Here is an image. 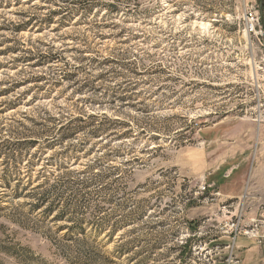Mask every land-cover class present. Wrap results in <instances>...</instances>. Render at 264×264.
Returning <instances> with one entry per match:
<instances>
[{
  "label": "rangeland",
  "instance_id": "1",
  "mask_svg": "<svg viewBox=\"0 0 264 264\" xmlns=\"http://www.w3.org/2000/svg\"><path fill=\"white\" fill-rule=\"evenodd\" d=\"M253 7L0 0V264H264Z\"/></svg>",
  "mask_w": 264,
  "mask_h": 264
},
{
  "label": "crops",
  "instance_id": "2",
  "mask_svg": "<svg viewBox=\"0 0 264 264\" xmlns=\"http://www.w3.org/2000/svg\"><path fill=\"white\" fill-rule=\"evenodd\" d=\"M254 125V122H251ZM240 124L236 125L229 134L234 133V136H238L240 133ZM264 131V128L262 129ZM249 176L245 178V187H248L250 190L249 195V204H264V165H253L250 167ZM235 172V168L232 170ZM231 171V173H232ZM255 190V191H253ZM258 193L260 194V197H258ZM264 222V219H263Z\"/></svg>",
  "mask_w": 264,
  "mask_h": 264
},
{
  "label": "trees",
  "instance_id": "3",
  "mask_svg": "<svg viewBox=\"0 0 264 264\" xmlns=\"http://www.w3.org/2000/svg\"><path fill=\"white\" fill-rule=\"evenodd\" d=\"M92 133L95 134V135H98L101 132L96 130V131H94ZM47 136H51V134H48ZM34 143L35 142L33 141L32 144H34ZM41 176H45V175H42V173L39 172V176L38 177L41 178ZM29 177H28V181H29L28 183H31V179H30L31 177L30 178ZM44 183H45V181L41 182L40 185H38L37 187L43 185ZM39 194H36V195H39ZM15 195H17V197H19L21 194H19V192H15ZM46 195L43 194L42 196H39L37 198L36 203H34L32 205V207H31V209H30L31 212L41 211L40 213L42 215H46V216H49L50 214H53L54 209H55V204H54V202H50L48 196H46ZM45 202H48V204L46 205ZM43 206H45V208H43Z\"/></svg>",
  "mask_w": 264,
  "mask_h": 264
},
{
  "label": "built area",
  "instance_id": "4",
  "mask_svg": "<svg viewBox=\"0 0 264 264\" xmlns=\"http://www.w3.org/2000/svg\"><path fill=\"white\" fill-rule=\"evenodd\" d=\"M246 22L251 23L250 32H256L261 23L258 7H253L246 12Z\"/></svg>",
  "mask_w": 264,
  "mask_h": 264
},
{
  "label": "water",
  "instance_id": "5",
  "mask_svg": "<svg viewBox=\"0 0 264 264\" xmlns=\"http://www.w3.org/2000/svg\"><path fill=\"white\" fill-rule=\"evenodd\" d=\"M259 14L262 28L264 30V0H259Z\"/></svg>",
  "mask_w": 264,
  "mask_h": 264
},
{
  "label": "bare ground",
  "instance_id": "6",
  "mask_svg": "<svg viewBox=\"0 0 264 264\" xmlns=\"http://www.w3.org/2000/svg\"><path fill=\"white\" fill-rule=\"evenodd\" d=\"M247 28H248L249 30H251V23H248Z\"/></svg>",
  "mask_w": 264,
  "mask_h": 264
}]
</instances>
